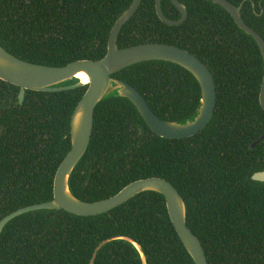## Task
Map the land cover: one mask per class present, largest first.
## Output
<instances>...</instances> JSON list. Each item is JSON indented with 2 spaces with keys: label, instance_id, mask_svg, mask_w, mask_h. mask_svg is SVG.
Here are the masks:
<instances>
[{
  "label": "trees",
  "instance_id": "1",
  "mask_svg": "<svg viewBox=\"0 0 264 264\" xmlns=\"http://www.w3.org/2000/svg\"><path fill=\"white\" fill-rule=\"evenodd\" d=\"M228 1L242 4V19L264 39V0ZM131 2L0 0V45L22 60L50 66L99 60L116 19ZM178 2L188 16L170 26L157 16L155 0H141L117 45L167 43L199 58L215 81L212 118L194 136L168 139L153 133L127 98L109 95L95 108L91 140L69 187L77 198L94 202L134 180L164 178L183 197L187 226L208 264H264V182L251 179L264 170V139L251 146L264 136L263 58L256 41L218 4ZM161 9L169 19L181 16L171 0H161ZM112 77L137 89L164 120L183 123L200 104L196 78L171 62H140ZM86 89L26 90L20 104V88L0 79V220L53 198L55 172L71 147V115ZM116 236L138 242L147 264H194L164 196L154 191L97 216L65 210L21 214L3 228L0 264H89L96 246ZM93 264L142 261L135 246L119 238L103 245Z\"/></svg>",
  "mask_w": 264,
  "mask_h": 264
},
{
  "label": "water",
  "instance_id": "2",
  "mask_svg": "<svg viewBox=\"0 0 264 264\" xmlns=\"http://www.w3.org/2000/svg\"><path fill=\"white\" fill-rule=\"evenodd\" d=\"M180 11V18H167L161 9V0H155V11L159 19L167 25L178 26L185 22L188 13L184 4L171 0ZM226 10L238 28L250 35L258 44L264 63V39L241 16L242 4L234 5L228 0H209ZM141 0H132L130 6L116 19L107 44L106 54L99 60L78 59L62 66H50L22 60L0 45V79L20 88L18 100L23 103L26 90L56 92L75 89L87 85V89L70 119L71 147L57 167L53 180V198L46 202L19 208L0 220V238L5 225L15 217L36 210H65L78 216H97L124 204L135 195L154 191L164 196L170 220L194 264H208L205 250L199 238L186 223V203L176 188L161 177H148L134 180L116 194L94 202L77 198L70 190L69 178L85 154L91 140L94 111L97 104L109 95L127 98L138 110L141 117L156 135L168 139H181L194 136L208 124L215 110L217 93L214 77L209 68L190 52L167 43H143L119 48L117 37L122 27L133 17ZM254 6V4H253ZM161 60L177 64L189 71L201 88V99L195 115L183 123L161 119L148 105L140 92L127 82L112 75L128 66L144 61ZM85 73L88 82L77 78L78 73ZM76 80V81H74ZM74 81V82H73ZM72 82V83H70ZM260 105L264 110V76L259 94ZM264 139L252 143L254 147ZM253 181L264 182V170L251 175ZM130 241L141 257L142 264H147L146 256L140 244L125 236H116L101 241L95 248L89 264L94 263L98 250L114 239Z\"/></svg>",
  "mask_w": 264,
  "mask_h": 264
},
{
  "label": "bare ground",
  "instance_id": "3",
  "mask_svg": "<svg viewBox=\"0 0 264 264\" xmlns=\"http://www.w3.org/2000/svg\"><path fill=\"white\" fill-rule=\"evenodd\" d=\"M77 78L80 79L82 82H88V76L83 72L78 73Z\"/></svg>",
  "mask_w": 264,
  "mask_h": 264
}]
</instances>
